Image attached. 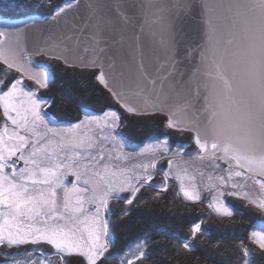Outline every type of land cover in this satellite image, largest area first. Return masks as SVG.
<instances>
[{
	"label": "snow or ice",
	"instance_id": "snow-or-ice-1",
	"mask_svg": "<svg viewBox=\"0 0 264 264\" xmlns=\"http://www.w3.org/2000/svg\"><path fill=\"white\" fill-rule=\"evenodd\" d=\"M50 19L68 26L53 47L92 53L79 63L51 59L92 72L126 113L164 117L190 143L163 134L130 146L113 108L75 120L49 113L54 101L39 92L54 74L31 59L48 49L24 47L28 24L0 28V264H150L148 234L110 253L115 221L159 201L171 181L176 198L204 203L209 216L244 215L228 197L264 212V0H64ZM146 37L155 73L145 67ZM113 202L125 205L116 216ZM203 223L191 224L182 251L209 235ZM249 245L264 253V220L238 238L240 264H255Z\"/></svg>",
	"mask_w": 264,
	"mask_h": 264
},
{
	"label": "trees",
	"instance_id": "trees-1",
	"mask_svg": "<svg viewBox=\"0 0 264 264\" xmlns=\"http://www.w3.org/2000/svg\"><path fill=\"white\" fill-rule=\"evenodd\" d=\"M63 2L64 0H53L52 7H49L47 0H0V18L24 19L31 16L47 18L51 16L53 8L62 5ZM72 71L65 74L64 83L55 87L57 94L59 93L58 96L62 98L59 105L62 111L70 114L73 113L72 110L79 111L81 106L102 111L114 106L121 112L122 108L95 81L94 76L86 80L82 76L83 72ZM73 73L81 76L76 75L71 78L70 75ZM77 105L80 107L78 108ZM67 108L72 110H67ZM150 118L135 121L137 127L129 125L131 120L126 119L127 127L124 128V133L130 140L135 139L134 141L139 142L146 140L150 135L159 136L170 131L160 123L165 119L164 117L156 116L155 120L158 122L156 121L155 124L150 122L152 124L147 125ZM138 135H142V137L140 138ZM173 139L184 144L186 142L177 137ZM240 210L244 212V215L229 219L224 223L214 216H209V210L203 203L201 207L200 204L197 207L188 206L173 197H167L164 198V201L159 200L147 208L141 207L136 210L131 223L136 238L148 234L154 240L155 258H152V264H240L237 255L239 250L235 244L238 238L248 235L254 222L261 220L258 215L255 216L250 211ZM201 219L204 220L202 228L209 235L198 236L196 240L192 241L196 251H182L179 247L181 238L189 239L191 224ZM163 233L166 234L165 237ZM249 247L254 249V245H249ZM256 252L255 264H264V253H260L259 250Z\"/></svg>",
	"mask_w": 264,
	"mask_h": 264
},
{
	"label": "water",
	"instance_id": "water-1",
	"mask_svg": "<svg viewBox=\"0 0 264 264\" xmlns=\"http://www.w3.org/2000/svg\"><path fill=\"white\" fill-rule=\"evenodd\" d=\"M130 4H131V0H130ZM128 10L135 11V8L129 6ZM25 24H28V27L26 28L23 38L24 47L31 52H34L38 48H46L50 53V55H33V56H45L48 59H51L50 56L52 54H60L66 57L68 60L75 61L77 63H79L80 61H87L92 56L91 52L84 51L83 44L77 47L72 45L71 42H68V50H66L63 45L59 48L53 47V45L60 43V40L62 38V33L68 31V26L66 25L64 20H60L59 23H57L52 21L50 17L42 18L39 16H31L24 19L0 18V28H6L9 31H15L17 28H22L25 26ZM58 61H61L64 64L62 60H58ZM144 62L147 71L151 73H155L156 68L158 66V53L156 52L154 47L150 45L147 37L145 38ZM33 65L35 66L38 64L33 62ZM48 69L50 71L49 67ZM145 85L148 88L151 87L150 85H147V82H145ZM129 102L132 104L142 103V101L138 97L130 98ZM142 117H147V116H142Z\"/></svg>",
	"mask_w": 264,
	"mask_h": 264
},
{
	"label": "flooded vegetation",
	"instance_id": "flooded-vegetation-1",
	"mask_svg": "<svg viewBox=\"0 0 264 264\" xmlns=\"http://www.w3.org/2000/svg\"><path fill=\"white\" fill-rule=\"evenodd\" d=\"M29 84H31L30 81H26ZM57 85V84H55ZM56 89V88H55ZM41 93L45 94L46 96H42V97H46L51 101H54V103L52 104L51 107H49L47 109V111L49 113H53L55 112L56 116H59L61 118H69L72 120L78 119L80 118V113L82 112H92V113H100V110H95V109H91L85 106H81L79 111H77V109L72 110L71 108H67V110H72L73 113L67 114L66 111H62L60 105V102H62V100L59 98L57 99L55 97V94H57L56 90H48V89H41L40 90ZM41 96V95H40ZM115 101V100H114ZM108 109V108H107ZM118 110V109H117ZM50 118H54V117H50ZM122 131L124 132V129H122ZM131 144L130 146H135L137 148L142 147L143 146V142H146V140H141L139 142L134 141V140H130ZM171 143H173V145L177 144V143H183L181 141L179 142H174V139H171ZM190 143V140H186L185 144ZM194 147V145H193ZM158 167H162L165 170L167 169V163L162 162L160 165H158ZM162 182V177L157 175L154 180H153V184H159ZM170 183H172L174 185L173 188H171L169 191H171L172 189H175V181H171ZM174 193V192H172ZM145 198H148L149 196L152 195V193L148 190V189H144L143 193ZM167 194V193H166ZM166 194L164 195V197H162L160 200L164 201V198H167ZM174 199L178 200L179 198L173 197ZM181 201V200H180ZM190 204V203H189ZM125 207V205L117 203V202H113L112 204V208H113V215L116 216L121 209H123ZM142 208H144L143 206H141ZM141 207L137 208L136 210L140 209ZM136 210L128 217H123V218H117L115 221V229H114V235H113V243H114V247H112L110 249V253L111 254H115L118 252H122L124 250H127V248L129 246L134 245V242H136L138 239L143 238L145 236H141V237H137L136 235L133 234V224L131 223V221L134 219L135 217V212ZM133 227V228H132ZM163 236L165 237V234L163 233ZM154 243V240H152ZM31 247V246H29ZM24 249H3L2 251L8 252V251H23Z\"/></svg>",
	"mask_w": 264,
	"mask_h": 264
},
{
	"label": "rangeland",
	"instance_id": "rangeland-1",
	"mask_svg": "<svg viewBox=\"0 0 264 264\" xmlns=\"http://www.w3.org/2000/svg\"><path fill=\"white\" fill-rule=\"evenodd\" d=\"M50 17V16H49ZM31 59H32V61L34 62V63H36V64H38V65H45V66H48L49 68H50V72H52L53 74H54V83H52L51 85H50V87L48 88V90L50 91V90H55V87H56V85L55 84H62V83H64L65 82V74L67 73V72H71L72 70V72H75V71H79V72H83V74H82V76L83 77H85L86 78V80L87 79H90L91 78V76H94V74L92 73V72H90V71H87V70H80V69H76V68H67V67H65V65L61 62V61H58V60H53V59H48L47 57H45V56H32L31 57ZM65 68V69H64ZM81 76V75H79V74H71L70 75V77L71 78H73V77H75V76ZM26 83H28V82H26ZM29 84V83H28ZM31 85V84H30ZM39 95H41V97L42 96H46L45 94H43V93H41V91L39 92ZM59 95V93L58 94H55V97L57 98V99H59V97L60 96H58ZM60 99H62L61 97H60ZM116 103V102H115ZM114 107V106H113ZM112 107V108H113ZM113 109H116L115 107L113 108ZM121 112H123L122 114H123V116H124V118H125V121H126V119H130L131 121V123L129 122V125H132V126H134V127H137V124H136V122L135 121H140V119H144V118H147V119H149L150 117V121L147 123V125H149V124H152V123H156V121L158 122V120H155V117L156 116H147V117H136V116H131V115H128L123 109H121ZM150 122H152V123H150ZM141 124V123H140ZM140 126H142V125H140ZM168 133H165V134H167V135H170L171 136V138L173 139V138H179L180 140H182V141H186V140H189V135L188 134H179V133H175V132H170V131H167ZM138 137H142V135H138ZM133 139H134V137H133ZM130 140V139H129ZM135 140V139H134ZM136 140H139V138H136ZM174 142H176V140H174ZM172 192H174V193H172ZM166 196L167 197H175V189H172L171 191H169L167 194H166ZM179 201H180V199H178ZM227 200H228V202L230 203V204H232V205H234L237 209H243V210H247V211H250L251 213H253V214H255V216H259L260 217V219L261 220H264V212H260V211H258V210H256V209H254V208H251L250 206H247V205H245L244 204V202H242V201H239V200H236V199H233V198H231V197H228L227 198ZM180 202H182V201H180ZM185 204H187L188 206L189 205H191V206H195V207H197V206H199V204H195V205H193V204H189V203H185ZM204 204V203H203ZM201 205H202V203H200V207H201ZM235 217H237V216H235ZM235 217H233V219L235 218ZM216 219H218V220H220V221H222V222H227V220H229V219H224V220H221V219H219V218H217L216 217ZM232 219V218H231ZM166 235V234H165ZM181 240H183L182 238H181ZM150 244H151V246H150V248H149V252L151 253V256H152V258H155L154 257V254H155V250H154V243H153V241H152V239L150 240ZM173 248V247H172ZM254 249H255V246H254ZM255 250H258V249H255ZM152 260H151V262H150V264H152Z\"/></svg>",
	"mask_w": 264,
	"mask_h": 264
}]
</instances>
